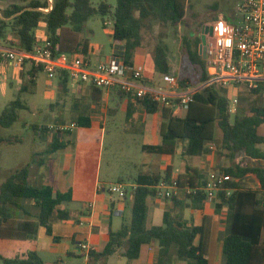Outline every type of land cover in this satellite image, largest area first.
Returning a JSON list of instances; mask_svg holds the SVG:
<instances>
[{
  "label": "trees",
  "instance_id": "16d2710c",
  "mask_svg": "<svg viewBox=\"0 0 264 264\" xmlns=\"http://www.w3.org/2000/svg\"><path fill=\"white\" fill-rule=\"evenodd\" d=\"M0 10V40L4 47L31 52L37 44L43 43L37 37V29L44 24L47 29L49 48L55 54L68 53L89 55V39L85 38L87 23L94 17L111 19L114 25L113 39L124 42V60L132 67L135 51L142 47L143 30L146 21L158 22L163 27H176L185 22L191 0H117L113 7L107 0L97 5L92 0H53L52 9L49 0H18ZM191 63L201 69L199 83H205L209 76L206 61L200 53L201 37L194 46L184 39ZM155 68L161 75H169L170 65L167 46L158 45L154 55ZM44 72L43 67L31 64L27 82L20 90V96L0 112V127L10 128L19 119V111L29 109L21 100L25 92L34 93L37 75ZM65 82L66 73L58 74ZM144 77V74H143ZM182 87L184 81L180 82ZM218 85L205 87L197 91L185 114L175 115L173 109L161 106L148 99H138L148 114L160 113L161 144L144 146L149 153L174 155L179 143L187 142L185 156L199 157L212 153L211 145L217 139V130L221 131V148L232 156L243 154L254 160L233 163L228 168H220L221 179L217 181L216 213L224 206L234 212L232 232L223 238V251L226 264H264V245L260 244V234L264 227V198L259 200L257 192L244 190L240 181L253 174L259 181L264 197V86L251 89L244 84H235L239 92H247L252 98L250 109L232 113L230 98ZM122 94V92H120ZM133 105L127 110V121L133 115ZM234 115V116H233ZM81 127H90L91 120L81 117L76 123ZM36 130L37 126L34 127ZM48 128L40 129L46 133ZM69 143L55 135L54 142L47 155L67 148ZM33 161L24 167L10 171L0 186V240L35 241L41 227L52 235V225L57 221L70 219L66 205L73 202V191H60L52 185L31 183ZM41 160V166L43 165ZM185 197L165 198L171 208L164 213L161 226H147L149 216V198L157 196L156 187L162 182L171 184L172 180ZM210 183L207 174L197 168L187 170L173 178L171 168L163 174H145L136 179L137 187L132 191V216L129 226L118 232L110 231V240L101 253L91 255L106 264L118 247L125 244L124 256L136 260L141 255L142 246L157 242L161 248L160 258H166L169 264L173 257L187 264H208L209 241L212 218L205 216L198 225L184 217L187 209L202 210L207 202L206 188ZM57 240V239H55ZM2 264H46L42 257L31 251L23 256L5 258L0 254Z\"/></svg>",
  "mask_w": 264,
  "mask_h": 264
},
{
  "label": "rangeland",
  "instance_id": "374dc122",
  "mask_svg": "<svg viewBox=\"0 0 264 264\" xmlns=\"http://www.w3.org/2000/svg\"><path fill=\"white\" fill-rule=\"evenodd\" d=\"M92 1L97 5L102 0ZM107 1L113 7L117 4V0ZM15 3H19V1L0 0V10ZM236 4L237 0H191V6L182 25L163 27L158 22L146 21V26L143 30L142 47L135 51L133 61L139 68L143 69V74L147 75L149 82L152 80V73L155 69L157 80L154 82L156 84L165 85L172 80H176L178 91L203 89V85L198 82L201 76V69L191 63L184 39L187 38L194 46L195 40L201 37L207 25L217 23L220 16L231 20L236 9ZM105 21L106 26H104L103 20L100 17H94L88 21L86 26L88 39L90 40V44H92L94 53L101 58L111 55L117 47V42L113 39V22L108 18ZM41 25L36 33L42 37V42H44L47 39L48 33L44 27L45 25ZM158 45L167 46L170 65L169 75H161L154 67V55ZM25 75L23 72L15 80L10 81L9 75L0 71V112L20 96V90L27 82ZM41 76L43 78V86L39 93L34 95V93L25 92L21 95V100L28 105L36 103L42 109L40 111L30 108L21 110L19 111L18 121L12 127H0V186L10 171L24 167L32 161V172L35 174L34 177H36L41 166V160L45 161L47 157L46 152L54 142L55 135L63 136L62 139L66 143L67 141L73 143L68 145L62 152L63 156L69 159V183L72 186L80 187L91 183V179L97 178L98 175L100 181L102 183L105 182L106 188L110 189L119 184L117 181L120 177H123L127 181L131 177L136 176L139 173V169L136 166L132 167L131 163L142 162L144 157L143 152L151 154L142 148L144 144L149 143L148 137L142 133L143 131L140 127L144 124L143 117L147 113L145 111L142 112V115L136 113L128 122L126 104L116 103L115 101L111 104V109L115 110V113L108 111L106 114L107 125L104 132L100 130L89 132L88 130L79 128L75 131L74 135L72 132L61 135L57 131L59 127L77 122L71 110L73 99L66 95H60L61 98L58 100L60 96L56 92L55 100L53 101V98L49 97L46 92V85L49 81L57 84L58 80L57 78L48 79L49 77L46 74H41ZM181 81H184L185 85L183 87L180 85ZM222 89L230 98L232 113L234 115L237 111L245 113L250 109L252 98L247 92H239L235 88V85ZM50 104H52L53 110L49 109ZM103 116L105 117V114ZM147 116L149 121L158 117L157 114ZM97 118L98 121L102 119L100 115ZM159 120L162 122L161 118ZM151 125L159 126V122L154 121ZM35 126L38 127L37 130L34 128ZM44 127L48 128V131L46 133L40 132V129ZM133 127L137 130L133 131ZM221 135V131L218 129L217 139L213 143L218 158L225 156L230 159L232 164L237 163V160L253 164L251 160L247 161L243 154L232 156L227 152L226 155H223ZM151 136L153 137L150 142H155L157 133ZM261 149L264 150V145L261 146ZM175 158L176 169H183L184 165L195 164L199 160L198 157L191 156L186 157L185 160L178 155ZM154 162L158 163L159 160L154 159ZM205 173L210 179L212 174L219 173V169H209ZM254 180L253 176L249 178L251 185L255 183ZM33 182L35 185L39 184L36 178H34ZM107 194L113 198H119L120 195L115 192H108ZM160 217L161 213H159ZM154 221L157 223L156 219ZM24 248V244L8 240L0 241V253L3 257L21 256ZM73 250L76 253V257L75 259H71L70 263L78 264L82 262L84 257L81 253L83 252L80 249ZM114 258L116 260V256ZM0 264H2L1 261Z\"/></svg>",
  "mask_w": 264,
  "mask_h": 264
},
{
  "label": "crops",
  "instance_id": "0c3cea01",
  "mask_svg": "<svg viewBox=\"0 0 264 264\" xmlns=\"http://www.w3.org/2000/svg\"><path fill=\"white\" fill-rule=\"evenodd\" d=\"M213 25L214 24L207 25V27H212ZM104 26H106V21ZM44 27L46 28V26ZM37 37L42 41V37L39 36V34H37ZM84 37L88 39L87 30L85 31ZM116 42L117 47L114 49L113 53L109 56L101 58L96 53H94V49L89 40V55L86 56L87 60L92 65H97L101 62L107 61L115 52L124 50V42ZM133 66L138 67L134 61ZM30 67L31 64L27 63L23 69L9 68L6 74L9 75L10 81L15 80V78L20 74L22 75L23 72L26 74L25 76L28 77L27 73L30 70ZM41 74L46 73L41 72L37 75L34 95L39 93V91L42 89L43 78ZM55 78L58 80L57 84L49 81L46 85V92L48 93V96L52 97L54 101V97L57 92L59 96L66 95L73 99L71 110L73 111V115L77 120V122L74 123H78L81 117H88L91 120V126L88 128L81 127L77 124V128L72 131L73 135L79 128L88 130L89 132H95L99 130L104 132L107 125L106 114L108 111L115 113V110L111 109V104L115 101L116 103H125L127 110L128 106L132 104L134 107L133 115L136 113H140V115H142V112L145 111V109L139 103H137V99H135V97L124 93L121 94L118 89L105 91L95 88L88 83L73 84V82L69 79L67 82H65L58 76ZM155 80H157V74L155 73L154 69L152 73V80L149 82L147 80V75L144 73L142 83L153 88L161 89L165 92H170V82L166 83L165 85H159L154 82ZM60 98L61 96L58 98V100ZM52 104L49 105L50 110L54 109L53 106H51ZM28 106L30 109H36L38 111L42 109L40 106H37L36 103H31ZM103 114H105V117ZM184 114L185 111L183 110L178 115L183 116ZM99 115L102 119L98 121L97 116ZM147 115L156 114L147 113ZM147 115L144 117L142 116L144 119V124L140 127L142 128V133L148 137L149 143L144 144L142 148L144 146L159 145L162 141L160 136V113H157L158 117L152 121L148 120ZM132 117L129 119V121L132 119ZM154 121L159 122V126L151 125L154 123ZM132 130L136 131L137 129H134L133 127ZM138 130L140 129L138 128ZM155 133H157L155 142H150L153 137L151 135ZM70 144L73 143L70 142L69 145ZM186 146L187 142L179 143L174 155H158L153 153L147 154L143 152L144 157L142 162L131 163L132 167L136 166L139 169V173L127 181H125L123 177L118 179L117 182L119 184L127 185V191L123 195H119V198H113L112 196L109 197L107 194L108 192L104 191V189H101L106 188V183H102L98 175L97 178L91 179V183H87L80 187L72 186L69 183V159L62 154L65 149L54 154L47 155L43 165L40 166V169L37 172V176L34 177L35 174L31 172V183H34L33 180L36 178L39 182L38 185H52L55 189L60 191H67L71 189L73 191V202L66 205V208H68L70 211V219L67 221H57L53 223L52 235H48L46 228L41 227L38 231L37 239L35 241H8L25 245L21 256L27 254L28 252L36 251L46 262V264H71V259H75L76 257V253L73 249H79L78 242L80 241L86 242L93 249L92 252L96 254L101 253L110 240V231L118 232L122 229V227L130 225L133 203L132 191L137 187L136 179L140 175L163 174L167 169L171 168L173 178H176L179 174L185 172L188 167L197 168L205 172L209 169L215 170L220 168H228L232 164L230 159L226 158L225 156L218 158L214 149V144H212V153L199 156V160L195 164H186L184 167H182L183 169H176L177 165L175 157L178 155L184 160L186 157H188L183 154ZM223 153V155H226L227 151L223 150ZM154 159L159 160V162L155 163ZM245 159L247 161L251 160V163H254V160L252 159ZM239 162L240 161L237 160V163ZM251 176H253L255 179V183L253 185H251L249 182V178ZM240 184L244 190H252L257 192V198L259 200L264 198L260 191L259 181L255 175H248L246 178L240 181ZM186 191L187 190L178 191L177 197L179 199H183L185 197ZM89 204L93 205L92 209L90 210L87 209ZM170 208L171 203L167 202L165 199L158 198L157 196L150 197L147 226L151 228L153 226L163 225L164 213ZM256 209L264 210V206H257ZM159 213H161L160 218ZM205 216H210L212 218L208 264H226V257L223 251V238L229 236L232 232L234 212L229 207L224 206L219 213H216V200H214L213 202H206L205 207L202 210L187 209L184 214L186 220H192L198 225L202 222ZM155 219L157 223H155ZM160 222H162L161 225ZM260 244L264 245V227L262 228L260 234ZM126 250L127 245L125 244L118 247L116 252L107 259L106 264H164V261H167L166 258H163V260L160 258L161 248L157 242L142 246L141 255L136 260H128L124 256ZM81 255L84 258L82 262L78 264H103L102 260L98 261L97 258L91 255V253L87 254L83 252ZM115 256L116 260H114ZM168 261L169 264H187L186 262L176 260L175 257H173L171 261L168 259Z\"/></svg>",
  "mask_w": 264,
  "mask_h": 264
},
{
  "label": "built area",
  "instance_id": "2783aa9c",
  "mask_svg": "<svg viewBox=\"0 0 264 264\" xmlns=\"http://www.w3.org/2000/svg\"><path fill=\"white\" fill-rule=\"evenodd\" d=\"M52 4L53 0H49V8L44 11L49 12ZM212 29L206 42L205 61L209 78L202 84L203 87L218 85L227 88L235 84H244L251 89H259L264 86V0H237L233 18L228 20L220 16ZM27 63L43 67L49 78L66 73L73 84L88 83L105 91L118 89L137 100L148 99L171 108L175 115L185 110L193 95L200 91H178L176 80L170 81V92L143 84V69L126 65L123 50L115 52L105 62L92 65L84 55L55 54L45 42L37 44L33 51L25 52L3 47L0 40L2 73H6L9 68L23 69ZM75 128L77 124L71 123L59 127L57 131L63 135ZM220 179L219 173L210 176V183L205 189L207 202L215 200L217 181ZM101 189L123 195L127 191V185L118 184L114 188ZM156 190L157 197L165 199L177 196L181 189L173 179L171 184L162 182ZM186 190L190 192L189 189ZM92 207L93 205L89 204L87 209L90 210ZM78 248L87 254L93 251L84 241L78 242Z\"/></svg>",
  "mask_w": 264,
  "mask_h": 264
},
{
  "label": "water",
  "instance_id": "95a60500",
  "mask_svg": "<svg viewBox=\"0 0 264 264\" xmlns=\"http://www.w3.org/2000/svg\"><path fill=\"white\" fill-rule=\"evenodd\" d=\"M212 27H206L203 31V34L201 36V45H200V53L203 56V59H206V42H207V36L212 33Z\"/></svg>",
  "mask_w": 264,
  "mask_h": 264
}]
</instances>
